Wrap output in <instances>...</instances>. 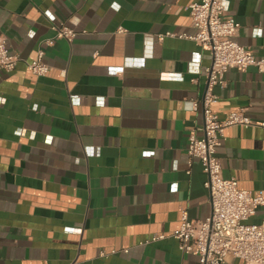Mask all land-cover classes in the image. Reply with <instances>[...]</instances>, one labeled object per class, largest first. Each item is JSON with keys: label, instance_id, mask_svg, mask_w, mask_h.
Listing matches in <instances>:
<instances>
[{"label": "crops", "instance_id": "obj_1", "mask_svg": "<svg viewBox=\"0 0 264 264\" xmlns=\"http://www.w3.org/2000/svg\"><path fill=\"white\" fill-rule=\"evenodd\" d=\"M195 1L0 0V36L19 57L0 70V264H197L171 236L183 211L211 208L187 155L210 63L184 36ZM226 14L264 59V0H226ZM60 23L71 41L55 37ZM38 50L44 75L27 68ZM214 92L219 119L243 108L254 122L225 129L222 176L264 196V71L229 68ZM262 218L259 206L249 221ZM153 234L165 237L144 243Z\"/></svg>", "mask_w": 264, "mask_h": 264}, {"label": "built area", "instance_id": "obj_2", "mask_svg": "<svg viewBox=\"0 0 264 264\" xmlns=\"http://www.w3.org/2000/svg\"><path fill=\"white\" fill-rule=\"evenodd\" d=\"M188 9L195 33L184 36L194 40L198 46L208 48L210 63L203 69L206 87L201 97V135L191 133L188 136L187 155L189 160L197 158L201 163L205 174L203 186L209 193L211 208L204 219H190L183 211L179 226L171 236L176 239L182 254L197 257V264H223L233 258L241 259L243 264H264V218L259 222L249 221L257 207L264 206V196L240 188L235 177H223L217 159V150L225 140V129L231 125L247 127L254 122L243 108L229 112L223 119H219L212 108L219 98L214 88L224 83V75L229 68L254 66L264 71V59L256 57L248 47L234 39L240 23L233 15L226 14V0H199L190 3ZM52 28L55 37L67 41L77 34L72 26L65 23L52 24ZM42 56L43 51L38 50L37 57L27 62L28 70L35 75H44L48 70ZM18 59L17 54L9 51L5 38L0 36V70L11 71ZM188 104L192 110L198 107L196 100H190ZM260 125L264 126V122ZM164 237V234H153L144 243ZM116 252V249H111L109 253L100 251L99 254L105 256Z\"/></svg>", "mask_w": 264, "mask_h": 264}]
</instances>
